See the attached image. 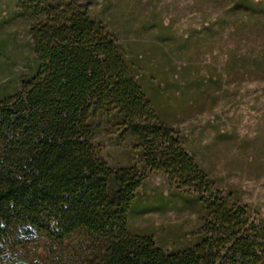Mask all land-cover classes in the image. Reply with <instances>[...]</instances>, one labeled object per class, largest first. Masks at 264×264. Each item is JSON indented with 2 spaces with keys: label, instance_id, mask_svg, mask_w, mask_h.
Here are the masks:
<instances>
[{
  "label": "trees",
  "instance_id": "obj_1",
  "mask_svg": "<svg viewBox=\"0 0 264 264\" xmlns=\"http://www.w3.org/2000/svg\"><path fill=\"white\" fill-rule=\"evenodd\" d=\"M226 1L242 33L264 35V1ZM21 11L39 65L23 92L0 101V264H68L62 248L79 234L97 243L83 264H264V218L211 193L201 195L207 218L192 248L167 252L130 233L143 176L100 160L104 129L120 126L148 169L189 187L186 176L204 179L176 149L121 43L88 8L22 0ZM254 58L263 68L264 50Z\"/></svg>",
  "mask_w": 264,
  "mask_h": 264
},
{
  "label": "rangeland",
  "instance_id": "obj_2",
  "mask_svg": "<svg viewBox=\"0 0 264 264\" xmlns=\"http://www.w3.org/2000/svg\"><path fill=\"white\" fill-rule=\"evenodd\" d=\"M75 1L121 43L155 114L179 140L176 149L205 182L186 176L189 187L170 172L148 169L120 126L104 129L100 160L143 176L130 233L167 252L192 248L207 218L201 195L210 193L264 218V67L254 58L264 50V35L255 28L242 33V21L225 14L226 0ZM21 3L0 0V101L23 92L38 71L32 22ZM96 245L74 236L62 248L65 261L87 262Z\"/></svg>",
  "mask_w": 264,
  "mask_h": 264
}]
</instances>
